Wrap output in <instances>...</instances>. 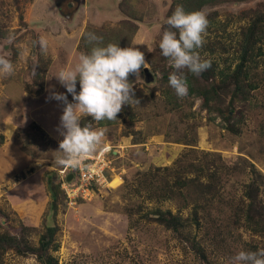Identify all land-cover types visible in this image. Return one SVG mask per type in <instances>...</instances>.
Returning <instances> with one entry per match:
<instances>
[{
  "label": "rangeland",
  "instance_id": "1",
  "mask_svg": "<svg viewBox=\"0 0 264 264\" xmlns=\"http://www.w3.org/2000/svg\"><path fill=\"white\" fill-rule=\"evenodd\" d=\"M54 1L33 0L32 3L21 5L20 20L11 0H2L0 22L7 32H16L12 42L20 37L17 46L20 53L13 58L14 75L0 77V119L5 118L13 108L14 100L6 93L11 92V89L8 90L6 85L16 80L22 81L23 89L19 91V95L24 92L35 94L39 89L38 83H33L32 69L42 59L47 63L42 77V83L44 81L47 85V92L41 97V105L48 104L44 108L48 117L47 124L51 128L58 127L64 104L50 99V95L52 91L61 93L64 87L54 75L61 68L72 67L78 62L79 54L84 51L80 47V39L85 26L91 24L99 27L123 20L124 15L120 10L122 4L125 10L139 20L134 21L137 31L131 46L140 48L147 61L150 52L160 42L172 2L84 0V4L80 5L68 21L61 16ZM260 4H264V0L207 6L202 9L207 17H213L212 20L208 19L210 25L206 37V43L215 44L213 58L220 63L226 58L227 54L223 53L216 42H222L226 46L234 45L238 31L249 21L243 13ZM61 11L66 15L70 12ZM41 36L49 41L47 55L41 54L38 45ZM10 43L8 39L0 40V55L9 59L13 56L12 49H9ZM141 77L142 80L135 86V94L143 96H136L140 104L133 106L135 116L130 120L121 112L117 122L106 128V142L109 145H127L124 138L130 136V143L139 141L141 146L135 149L125 147L120 158L107 155L111 160L110 166L124 169L118 187H113L117 184V179L110 184L114 188L110 192L101 190L91 200L73 207H69L65 200L59 206L53 220L60 227V248L55 253L58 264H231V258L239 251L255 252L264 249V237L252 233L241 220L234 222L238 207L242 206V200L245 202L244 185L252 177L249 167L244 168L250 164L263 176L260 197L264 203L263 88L253 92L245 106V122L241 126V133L235 136L222 130L217 125L219 120L210 122L205 112L199 109L200 101H195L192 108L184 106L180 110L168 111L160 93L149 95L146 88L156 87L159 76H154L151 84L144 83L142 72ZM129 79L135 82L134 76ZM64 92L68 101L72 102L71 94L65 88ZM32 125L30 121L29 125L19 128L15 134L16 141L22 142L24 153L38 159L39 165H53L54 160L49 162V158L58 153L56 151L59 145L47 141L44 132L37 131ZM96 128L99 127L95 126L93 129ZM39 165L35 168L39 169ZM189 165L204 168L206 172H216L219 178L216 191L205 198L198 190L190 187L182 197L177 196L172 201L163 202L156 198V187L163 186L166 181L169 185L173 183L174 176L168 169ZM58 166L55 165L56 168ZM165 167L168 168L167 171L163 170ZM194 167H189L186 177L197 175ZM156 168L159 171L156 172ZM21 169L22 165L16 163L9 167V176L0 179L2 182L6 177L11 180L6 186H0V215L8 217L7 226L10 229L30 225L38 229V234L43 231L49 202L45 204L46 191L43 186H31L36 178L27 175L33 169L27 173ZM149 172H156L157 176H151ZM104 176L108 177L107 172H104ZM123 177H126L125 182ZM19 178L22 180L18 186H12V182ZM8 190L9 195L19 198V202L26 199L30 204L20 203L19 208L13 210L9 204L10 197L6 195ZM197 202L202 205V209L198 213L196 226L191 219V212ZM157 207L191 219L187 232H190V239H194L205 250L206 261L184 239L154 222L145 221L143 215ZM0 222L4 224L1 216ZM1 228L2 226L0 231ZM37 234L32 233L30 236L32 244H36ZM0 264L37 262L32 257H19L9 251L0 258Z\"/></svg>",
  "mask_w": 264,
  "mask_h": 264
},
{
  "label": "trees",
  "instance_id": "2",
  "mask_svg": "<svg viewBox=\"0 0 264 264\" xmlns=\"http://www.w3.org/2000/svg\"><path fill=\"white\" fill-rule=\"evenodd\" d=\"M253 0H172L171 7L169 8L166 18L170 17L174 12L177 5H182L186 12L202 11L207 6H218L227 4H242L248 3ZM33 0H11V4L14 9L19 13V19L22 20L21 5H27L32 3ZM2 0H0V15L2 13ZM120 10L124 15V19L118 21L115 24H104L99 27L87 24L84 28L80 39V47L84 49L83 53H88L93 45H90L86 41L85 34L93 32L98 36L103 37V45L108 43L119 44L121 47L131 46V42L134 34L137 31V26L134 21H139L132 16L130 12L125 10L120 5ZM245 18H248L246 26H242L238 31V38L234 45L230 44L226 46L222 42H216L223 53L227 54L226 58H221L220 63L217 59L213 58L215 53L214 45L206 43L203 49L200 50L202 58H207L212 61L211 68L205 71L201 76L197 77L190 73H186L188 81V95L183 99L178 98L174 89L169 85V75L174 69L168 63L167 58L161 54L159 44H157L147 57V62L150 71L154 76L158 77V84L156 87L148 88L149 95H155L159 92L163 98L168 111L180 110L184 106L192 108L195 101H200L199 109L205 112L206 118L215 123L217 120L218 126L228 132L231 135H239L241 133V126L245 122L244 112L245 106L249 102L254 91L259 88H263L264 91V4L256 6L254 9H250L243 13ZM216 16V15H215ZM212 20L213 17H207ZM167 24L163 25L162 31L167 29ZM16 32L13 31V34ZM9 35V32L3 27L0 22V40L5 41ZM16 42H11L9 49H12L13 56L10 60L13 62L16 56L20 53L18 49V43L20 37ZM17 47V48H14ZM14 48V49H13ZM205 54V56H204ZM206 54L208 56H206ZM46 61L39 60L35 67L36 74L32 76L34 84L38 83L39 89L36 90V94L40 93L43 89V74L46 71ZM45 66V67H44ZM41 80V82L39 81ZM145 87V86H144ZM136 90V88H135ZM79 91V83H77V92ZM138 97H142V94H135ZM131 120L136 114L133 107L126 105L122 111ZM120 115V114H119ZM118 115V117H119ZM117 121H102L96 123L93 120L89 121L91 127H111ZM96 123V124H94ZM37 131L40 132V128L35 124L32 125ZM264 132V130H263ZM4 142V137L0 135V145ZM135 143H141L139 141ZM189 167L193 165L178 166L177 168L168 169L163 168L164 171H171V175L174 176L172 185L166 181L163 186L156 187V198L160 201H172L184 194L187 188L193 187L199 191L205 198L208 195H212L216 191L219 178L216 172H206L204 168H195L197 172L196 176L186 177L185 173L189 172ZM249 167L252 177L251 180L244 185V197L245 202L235 213V223L241 220L248 230L256 235L264 237V203L260 197V184L262 181V174H260L253 165ZM236 170L235 167H232ZM162 171V169H160ZM159 168H156V172ZM149 172L150 175H156L157 173ZM145 173V172H144ZM147 174V173H146ZM144 175V174H143ZM47 190L50 196V201L47 209V217L43 223V231L38 233V229L30 225H20L19 228L10 229L8 224V217L1 214L0 216L4 220V224L0 222L2 226L0 231V258L7 252H13L19 257H32L37 264H58V258L55 253L59 251L60 241V227L53 223L56 212L59 206L63 204L65 200L64 192L60 189L59 182L53 181L47 173ZM205 178V180H203ZM125 182L126 177H123ZM207 195V196H206ZM202 209V205L198 202L193 206L191 212V219L196 226L198 225L199 211ZM143 218L147 222H154L162 226L165 230L172 232L179 238L188 242L196 251L200 254L201 258L206 261L205 250L195 242L194 239H190V232H187L189 226V217H183L179 213H173L172 211L161 208H154L150 212H146ZM6 226V227H4ZM14 232V233H13ZM32 233L37 234L36 244H32L30 236Z\"/></svg>",
  "mask_w": 264,
  "mask_h": 264
},
{
  "label": "clouds",
  "instance_id": "3",
  "mask_svg": "<svg viewBox=\"0 0 264 264\" xmlns=\"http://www.w3.org/2000/svg\"><path fill=\"white\" fill-rule=\"evenodd\" d=\"M166 24L168 27L162 34L159 48L174 69L169 75V85L177 97L183 99L188 95L189 87L186 73L199 77L211 68L212 61L202 58L200 52L207 42L210 21L203 11L186 12L182 5H177L166 19ZM85 36L87 43L93 45L90 52L80 53L74 66L61 68L54 75L66 92L71 94L72 102L68 101L65 93L52 91L50 95V99L64 104L58 126L63 139L56 151L61 155L56 163L73 170L97 152L105 150L107 129H93L90 123L81 127V119L90 116L97 124L116 121L124 106L140 104L135 95V86L142 80V70L148 68L145 53L135 45L121 47L108 43L102 46L103 37L93 32ZM7 39L12 42L14 34L9 33ZM38 45L41 54L47 55L49 41L41 36ZM35 67L32 69L33 75L36 74ZM14 73L13 62L0 55V77H10ZM130 76L135 77V82L130 81ZM82 203L79 202V205ZM231 264H264V249L239 251L231 258Z\"/></svg>",
  "mask_w": 264,
  "mask_h": 264
},
{
  "label": "crops",
  "instance_id": "4",
  "mask_svg": "<svg viewBox=\"0 0 264 264\" xmlns=\"http://www.w3.org/2000/svg\"><path fill=\"white\" fill-rule=\"evenodd\" d=\"M7 89H11V92L6 91V93L11 95V98L14 100L12 111L7 114V116L3 119H0V135L4 137V142L2 145H0V179L3 176H9L8 171L9 167L13 166L14 164L22 165V171L30 172L31 173L27 176L35 177V182L31 186H43V190L46 191L44 194L45 204H48L50 201V196L47 190V181H46V174H49V177L53 179V181H60L59 172L63 168L62 166H58L57 168L55 165H58L56 163V159L58 156L61 155V153H56V155L52 158H49L51 162L54 160L53 165H39L37 163L38 159H33V157L29 156L28 154L24 153L23 151V145L22 142H17L15 139V134L17 130L20 128H23L24 126L29 125L30 121L35 124L37 127L40 128L41 131L44 132V134L47 137V141H50L52 144L59 145V142L63 139V136L60 135V131L56 128H51L50 125L47 124L48 117L45 115L44 108L47 107V103H44L41 105V97L44 96V94L47 92V85L43 81V89L38 94H30V93H22L19 95V91L23 89V82H19L16 80L14 83L6 85ZM25 91V90H24ZM60 91V90H59ZM61 93L64 92V88L61 91ZM9 98V97H8ZM10 99V98H9ZM22 99V101H20ZM27 102H30V104H27ZM41 111V114H40ZM119 118V117H118ZM114 125V124H113ZM59 126V125H58ZM112 126V125H111ZM99 128H105V127H99ZM107 128V127H106ZM107 134V131H106ZM127 145L121 146V145H111L112 151L111 155L115 156L114 158H120L123 156V149L125 147H129V149H135L137 146H141L140 143L132 142L130 143L131 139L130 136L127 138H124ZM105 145H109L108 142H105ZM131 151V150H130ZM118 155V156H117ZM22 156V157H21ZM37 157L36 155H34ZM109 156V155H108ZM107 156V158H108ZM109 159V158H108ZM22 161V163H20ZM88 161H85L83 164H87ZM111 162V160H110ZM39 165V169H36L35 166ZM82 166V165H81ZM77 170V169H76ZM76 170L70 169L68 173H75ZM122 170V171H121ZM108 174V181L109 186L106 190L109 192L112 189L110 184L118 179V182L113 187H118L121 184V175L124 172V169H120L119 167H113L112 165L105 170ZM12 178V177H10ZM25 179V178H24ZM23 179V181H24ZM27 179V178H26ZM29 179V178H28ZM22 178H19L18 181L12 182V186H18V183L21 182ZM11 180L8 179V177L5 178V180L2 182L0 180V186H6ZM6 184V185H5ZM37 184V185H36ZM9 191H6V195L10 197L9 204L13 210H16L19 208L20 203L27 202L30 204V201H27L26 199L21 200L22 202H19L18 197H13L9 195ZM12 198V199H11ZM19 200V201H18ZM31 200V199H30ZM38 202L41 203V200H38ZM39 203V204H40ZM41 216V215H40Z\"/></svg>",
  "mask_w": 264,
  "mask_h": 264
},
{
  "label": "built area",
  "instance_id": "5",
  "mask_svg": "<svg viewBox=\"0 0 264 264\" xmlns=\"http://www.w3.org/2000/svg\"><path fill=\"white\" fill-rule=\"evenodd\" d=\"M112 146L105 145V150L97 152L89 158L87 164H82L74 173L71 181L67 182L66 176L70 168L63 167L59 172L60 187L64 192L66 204L69 207L76 206L79 202L91 200L101 190L109 186L104 172L110 167L107 155L111 153Z\"/></svg>",
  "mask_w": 264,
  "mask_h": 264
},
{
  "label": "water",
  "instance_id": "6",
  "mask_svg": "<svg viewBox=\"0 0 264 264\" xmlns=\"http://www.w3.org/2000/svg\"><path fill=\"white\" fill-rule=\"evenodd\" d=\"M64 1L65 0H55L54 3H55V7L58 9V11L60 12L61 16H63L66 20L69 21V20H71L73 13L78 10L79 6L81 4H84V0H82L81 3L76 4L74 9H73V11L70 12L68 15L62 13V11H61L62 3ZM69 6H73V5L70 3ZM142 73H143L144 83L145 84H151V83L154 82V79H155L154 75L150 72L149 68L143 69ZM90 120H92V117H90V116L89 117H83L81 119V127L85 126L87 124V122L90 121ZM72 177H73L72 174H69L67 176V181H70L72 179Z\"/></svg>",
  "mask_w": 264,
  "mask_h": 264
},
{
  "label": "flooded vegetation",
  "instance_id": "7",
  "mask_svg": "<svg viewBox=\"0 0 264 264\" xmlns=\"http://www.w3.org/2000/svg\"><path fill=\"white\" fill-rule=\"evenodd\" d=\"M82 2V0H65L63 3H62V10L64 11V12H68V11H70V12H72L73 11V9H74V7H75V5L76 4H78V3H81ZM72 4V5H74V6H69V4ZM80 7V6H79ZM69 12V13H70Z\"/></svg>",
  "mask_w": 264,
  "mask_h": 264
}]
</instances>
